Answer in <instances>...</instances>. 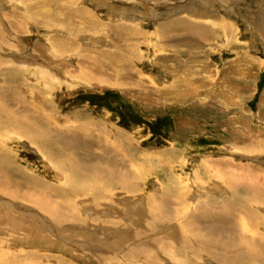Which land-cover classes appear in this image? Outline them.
<instances>
[{
	"label": "rangeland",
	"instance_id": "obj_1",
	"mask_svg": "<svg viewBox=\"0 0 264 264\" xmlns=\"http://www.w3.org/2000/svg\"><path fill=\"white\" fill-rule=\"evenodd\" d=\"M0 94V264H264V0H0Z\"/></svg>",
	"mask_w": 264,
	"mask_h": 264
},
{
	"label": "bare ground",
	"instance_id": "obj_2",
	"mask_svg": "<svg viewBox=\"0 0 264 264\" xmlns=\"http://www.w3.org/2000/svg\"><path fill=\"white\" fill-rule=\"evenodd\" d=\"M9 62H13V61H9ZM19 62V61H18ZM23 66L24 65H26L24 62H20ZM70 68V67H69ZM42 69V68H41ZM63 69H66V67H63ZM42 71V70H41ZM51 72V71H50ZM41 74H43L45 77H47V78H52V76L53 75H51V74H49V73H42L41 72ZM100 84L101 85H103V83H101L100 82ZM1 95V94H0ZM5 106H2V104H0V115H4L5 114V116L8 118V120H7V122H10L11 120H12V116L10 115V114H12V112H6L7 110L4 108ZM35 125H37L36 123H34ZM35 125H33V127H32V129L30 128V131H32V134L30 133H28V135L27 136H31L33 139H35L36 141L37 140H42V144H41V146H46V148L47 147H50L51 148V150L49 151L50 152V154H52L51 156L52 157H55V159H60L61 160V163H62V165L64 166L65 164H69V166H70V168H71V163H70V161H69V157H67V156H65L64 155V153H66L67 152V150L68 149H70V148H68V147H66L67 145H65V144H58L57 143V141H51V140H49V141H47L46 143L44 142L45 140H46V138H48V137H51L52 136V133L48 130V128H42V127H40L39 125H37V126H35ZM50 125V124H49ZM5 126V125H4ZM52 137H54V136H52ZM56 140V139H55ZM48 143H50V144H53V145H50V144H48ZM90 143H95V140L94 141H90ZM71 145V144H70ZM81 145H85V143H82ZM72 146V145H71ZM67 149V150H66ZM72 152V151H71ZM73 170H75L74 168H72L71 169V172L73 171ZM77 170H79V169H77ZM75 171V173L77 172L78 173V171ZM67 176V175H66ZM72 178V177H71ZM69 176H67V181H69V183L67 182V184H70V182L72 181V179H71ZM260 189V188H259ZM66 190V189H65ZM72 191V193H78V191H75L74 189L73 190H71ZM260 191V190H259ZM68 192H70V191H68ZM263 192V191H262ZM66 195V194H65ZM261 195V194H260ZM255 196V195H254ZM42 206H44V205H42ZM55 212V211H54ZM52 213V212H51ZM59 219V218H58ZM239 237V236H238ZM241 240H242V238H241ZM183 241V240H182ZM185 242V241H184ZM244 242V241H243ZM240 243V242H239ZM228 248H226V250H227ZM229 250V249H228ZM227 252V251H226ZM246 253V252H245ZM251 254V253H250ZM169 255V254H168ZM224 255V254H223ZM253 255V254H252ZM243 257H245V256H247V254H243L242 255ZM261 256V255H260ZM228 257V256H227ZM232 257V256H231ZM237 257V256H236ZM248 258L250 257V255H248L247 256ZM246 257V258H247ZM251 257H253V256H251ZM177 259V258H176ZM222 259H223V257H222ZM225 259V261H227L228 260V258H224ZM232 259V258H231ZM253 259H256V257H255V255H254V257H253ZM174 260V259H173ZM178 260V259H177ZM230 260V259H229ZM248 260V259H247ZM252 261V260H251ZM250 261V262H251ZM229 262V261H228Z\"/></svg>",
	"mask_w": 264,
	"mask_h": 264
},
{
	"label": "crops",
	"instance_id": "obj_3",
	"mask_svg": "<svg viewBox=\"0 0 264 264\" xmlns=\"http://www.w3.org/2000/svg\"><path fill=\"white\" fill-rule=\"evenodd\" d=\"M10 153V154H9ZM8 157L6 155H3V153L0 151V173L3 172V170H11L14 167L11 158L14 153L9 152ZM14 179L11 178V182H13Z\"/></svg>",
	"mask_w": 264,
	"mask_h": 264
}]
</instances>
